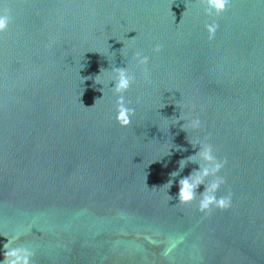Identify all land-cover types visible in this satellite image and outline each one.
Wrapping results in <instances>:
<instances>
[{
	"label": "water",
	"instance_id": "water-1",
	"mask_svg": "<svg viewBox=\"0 0 264 264\" xmlns=\"http://www.w3.org/2000/svg\"><path fill=\"white\" fill-rule=\"evenodd\" d=\"M4 6L0 264L5 245L32 264H264V0H230L219 18L206 0ZM114 68L135 78L128 128L115 119ZM206 144L227 161L217 198H232L207 218L200 193L219 177L193 205L177 200L181 178L212 167Z\"/></svg>",
	"mask_w": 264,
	"mask_h": 264
},
{
	"label": "clouds",
	"instance_id": "clouds-1",
	"mask_svg": "<svg viewBox=\"0 0 264 264\" xmlns=\"http://www.w3.org/2000/svg\"><path fill=\"white\" fill-rule=\"evenodd\" d=\"M229 4L230 0H206V7L210 9L211 12H214L217 18L226 12ZM211 12H206L205 14L211 15ZM11 22L12 17L10 10L7 6H4L0 9V34H4L8 31ZM218 28L219 25L215 21L210 24H205V30L208 34L209 41L215 38ZM160 51V46L153 49L154 53H159ZM133 59L136 61L137 67L146 68L149 63V58L143 56L140 52H136ZM144 82L150 83L147 71L144 72ZM95 83H97V81H95ZM110 83L112 84V93L117 97L115 102L116 123L121 128H128L131 125L132 117L135 115V110L128 107L125 94L128 93L131 86L135 83V78L129 74L127 68H114L112 70ZM137 103H139V101H137ZM180 121H184V118L181 117L177 123ZM184 127L185 124L183 123L182 128ZM187 127L197 132L201 129L202 124L199 118H193L189 120ZM199 155L206 163L212 165V167L203 169L202 174L194 181L191 180V177L181 178L179 180L177 200L181 207L193 205L196 201L197 191L204 183L205 178L210 174L219 177L215 182L205 186L204 191L200 193L201 199L197 204V210L207 218L212 215L214 210L221 212L228 211L231 208L232 198L231 193L227 196L217 198V193L225 183L224 179L221 178L219 174L227 161L217 160L213 155V147L210 144H206ZM168 184L170 188L172 186L171 181ZM32 259V254L29 251L23 248L9 249L8 246L5 245L3 264H32Z\"/></svg>",
	"mask_w": 264,
	"mask_h": 264
}]
</instances>
